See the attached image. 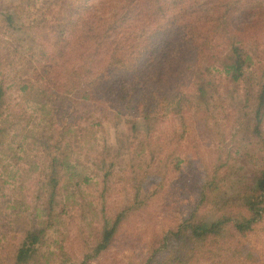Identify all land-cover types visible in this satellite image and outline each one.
<instances>
[{
    "label": "rangeland",
    "instance_id": "obj_1",
    "mask_svg": "<svg viewBox=\"0 0 264 264\" xmlns=\"http://www.w3.org/2000/svg\"><path fill=\"white\" fill-rule=\"evenodd\" d=\"M43 1L0 0V41L7 40L12 50L17 49L14 64L18 69L2 66L0 78L7 72L28 77L30 70L22 64L35 50H30L29 29L21 28L23 24L32 16L46 17L51 23L49 32L58 24L54 16L59 12L41 10ZM238 1L251 4V0ZM115 6L107 4L102 10L111 14ZM7 12L15 15L11 29L4 20ZM238 24L228 18V33L242 39L252 59L243 78L234 81L225 73L229 49L216 39L212 62L205 57L196 76L177 80L169 91H156L157 108L149 119L129 110L124 118L109 112L89 114L83 106H74L81 118L65 114L60 118L64 100L41 106L38 94L24 93L16 86L7 89L0 124V264H13L26 230L47 224L50 240L42 258L51 251L47 260L54 264L81 261L85 248H90L88 234L102 222L95 213L105 207L108 216L117 214L136 196L138 212L131 214L109 249L91 264H143L157 239L177 228L192 211L218 214L213 211V197L200 200L204 181L216 176L218 206L223 195L242 198L264 164L263 146L252 135L256 98L264 80V23L259 29L249 24L238 28ZM30 63L35 67V61ZM206 81L209 87L200 90ZM88 106L102 107L92 102ZM60 153L62 162H53ZM192 162L197 169L193 177L186 170ZM218 165L222 166L219 174L215 172ZM87 177L88 182L82 181ZM51 178H58L62 191L52 203L54 212L50 209ZM64 204L66 212L57 216ZM69 206L76 209L74 213H68ZM88 214L90 219L85 220ZM233 239L264 264V219L253 231ZM58 240L63 241V248Z\"/></svg>",
    "mask_w": 264,
    "mask_h": 264
},
{
    "label": "trees",
    "instance_id": "obj_2",
    "mask_svg": "<svg viewBox=\"0 0 264 264\" xmlns=\"http://www.w3.org/2000/svg\"><path fill=\"white\" fill-rule=\"evenodd\" d=\"M250 2L44 0L41 10L59 12L54 16L58 24L49 32L51 23L46 17L32 16L21 26L24 29L23 26H28L30 50L35 51L22 64L30 70L27 78L11 76V72L4 73L0 78V124L5 113L4 96L7 89L13 86L24 93L38 94V104L41 106L51 100H64L65 105L58 112L60 118L64 114L68 118H81L80 111H74V106H83L89 114L109 112L108 115L124 118L129 110L149 119L157 108L156 91L165 88L169 91L177 80L196 76L205 57L212 62L216 39L220 43H227L229 49L223 70L232 80L238 81L251 66L252 59L242 39H234L228 33V18L237 24L240 21L238 28L249 24L259 29L264 23V0ZM113 3L117 6L111 14L102 10ZM4 20L7 21L6 27L11 29L15 22L14 13L7 12ZM40 34L45 35L39 39ZM2 41L5 42L0 41V68L10 64L13 71H18L14 64L17 49H11V42ZM31 61H35V67ZM209 85L207 81L201 82L200 90ZM256 99L252 135L262 144L264 151V80L260 83ZM89 102L102 107L90 108ZM97 124L101 125L102 121L99 120ZM135 128L133 123L132 129ZM59 142L61 144L63 141ZM54 147H57V142ZM61 153L63 155L65 152ZM61 153L54 156L53 162H62ZM190 167L186 170L193 177L197 173L196 163L192 162ZM220 167L218 165L215 169L217 174ZM55 172L59 171L55 169ZM214 180L216 176L200 184L199 194L201 201L213 197V211L218 214L208 216L192 211L177 228L157 239L143 264H259L251 250L233 238L236 235L245 236L264 219V164L242 198L239 195L234 198L223 195L220 206L215 202V197L220 194L216 193L219 184ZM82 181L86 183L89 178ZM59 183L58 178H51L48 185L52 189L50 209L53 212L52 203L58 201L62 194ZM137 197L130 205L119 209L117 214L108 216L105 207L95 213L94 217L100 216L102 222L88 234L91 238L90 248H85L81 261L76 260L71 264H91L93 260H99L120 233L125 221H129L132 213L138 212ZM66 207L64 204L57 216L62 217ZM69 207L68 213H74L76 209ZM84 217L85 220L90 219L89 214ZM50 229V224H47L34 225L26 230L24 242L15 251L13 264H54L47 260L51 251L45 258L41 254L50 240ZM58 241V246L63 248V241Z\"/></svg>",
    "mask_w": 264,
    "mask_h": 264
}]
</instances>
